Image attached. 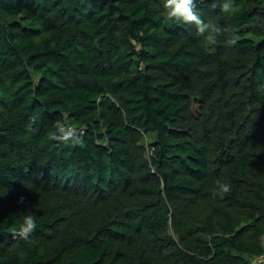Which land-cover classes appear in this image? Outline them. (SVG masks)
Segmentation results:
<instances>
[{
	"label": "trees",
	"instance_id": "trees-1",
	"mask_svg": "<svg viewBox=\"0 0 264 264\" xmlns=\"http://www.w3.org/2000/svg\"><path fill=\"white\" fill-rule=\"evenodd\" d=\"M222 2L209 44L163 0H0V264H261L264 0Z\"/></svg>",
	"mask_w": 264,
	"mask_h": 264
},
{
	"label": "clouds",
	"instance_id": "clouds-1",
	"mask_svg": "<svg viewBox=\"0 0 264 264\" xmlns=\"http://www.w3.org/2000/svg\"><path fill=\"white\" fill-rule=\"evenodd\" d=\"M220 7L222 12L228 13L233 10V0H223L219 5L213 3L212 8ZM163 8L166 11V15L169 19L180 21L187 24H194L196 26L197 35L205 36L208 32L209 35L205 37L209 44H215V35L221 32V29L216 25L205 22L201 19L200 15L196 10V0H163ZM235 41H229V44H234ZM71 133H65L63 137H58L53 134L50 138L53 140H58L67 143L68 137ZM76 143H80L77 141ZM218 190L214 192V195L223 197L231 191V186L229 183H221L217 181ZM23 202V198L21 201ZM37 227L35 217L33 215H26L23 218V222L19 227V230H14V235L22 240H27L30 238L31 234L35 231Z\"/></svg>",
	"mask_w": 264,
	"mask_h": 264
},
{
	"label": "built area",
	"instance_id": "built-area-1",
	"mask_svg": "<svg viewBox=\"0 0 264 264\" xmlns=\"http://www.w3.org/2000/svg\"><path fill=\"white\" fill-rule=\"evenodd\" d=\"M61 128L66 133H70L73 130V128L70 125H63V126H61ZM256 262L261 263V264H264V255H261L260 257H258L256 259Z\"/></svg>",
	"mask_w": 264,
	"mask_h": 264
}]
</instances>
